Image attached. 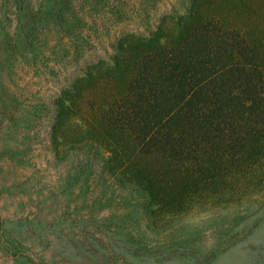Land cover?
Returning a JSON list of instances; mask_svg holds the SVG:
<instances>
[{"label":"rangeland","instance_id":"obj_1","mask_svg":"<svg viewBox=\"0 0 264 264\" xmlns=\"http://www.w3.org/2000/svg\"><path fill=\"white\" fill-rule=\"evenodd\" d=\"M190 11L241 31L264 61V0H0V264H264V166L184 211L146 213L94 174L85 145L147 165L101 116L135 70L124 37ZM118 41L130 51L116 71Z\"/></svg>","mask_w":264,"mask_h":264},{"label":"trees","instance_id":"obj_2","mask_svg":"<svg viewBox=\"0 0 264 264\" xmlns=\"http://www.w3.org/2000/svg\"><path fill=\"white\" fill-rule=\"evenodd\" d=\"M168 20L175 23L173 31L165 28ZM73 25L76 38L90 46L84 38L88 23ZM149 31L123 36L138 49L135 70L126 93L101 116L131 138L135 158L147 165L123 164L116 161L118 152L85 145L100 160L94 174L107 172L113 185L128 191L134 207L179 212L205 191L264 166V61L241 31L192 11L164 16ZM118 46L110 65L116 71L128 58V49L120 41ZM89 73L80 79H89Z\"/></svg>","mask_w":264,"mask_h":264}]
</instances>
